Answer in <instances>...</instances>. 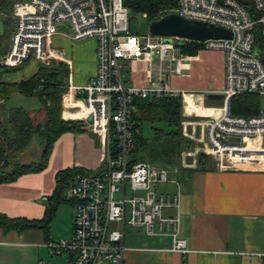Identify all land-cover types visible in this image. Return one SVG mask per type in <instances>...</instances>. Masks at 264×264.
<instances>
[{
	"label": "built area",
	"instance_id": "obj_1",
	"mask_svg": "<svg viewBox=\"0 0 264 264\" xmlns=\"http://www.w3.org/2000/svg\"><path fill=\"white\" fill-rule=\"evenodd\" d=\"M253 4L257 20L237 0H178L173 12L233 33L232 40L197 42L202 50L224 54L223 107L197 124L207 153L221 170L251 163L264 166V53L257 46V32L264 43V0ZM142 16L148 20L147 14ZM13 19L15 30L9 52L0 58L1 68L60 57L62 53L51 49V43L61 25L70 27L69 35L76 42L96 41L95 75L86 85L74 86L70 64L67 88L85 107L81 119L100 140L104 166L97 174L78 176L67 190L66 198L73 205L72 235L49 244L50 253L68 255L72 264H125L128 226L148 236H171V252L187 253V241L179 231L183 187L176 178L178 170L146 162L130 165L141 134L136 120L140 103L184 96L170 84L189 71V56L176 46L177 39L169 42L151 33H133L124 0H27L15 5ZM135 63L148 66L145 86L130 85L126 79L125 65ZM251 95L263 97L260 113L233 114L232 99ZM183 124L185 132L188 126H196Z\"/></svg>",
	"mask_w": 264,
	"mask_h": 264
},
{
	"label": "crops",
	"instance_id": "obj_2",
	"mask_svg": "<svg viewBox=\"0 0 264 264\" xmlns=\"http://www.w3.org/2000/svg\"><path fill=\"white\" fill-rule=\"evenodd\" d=\"M11 19L15 27L13 15ZM3 24L0 58L9 52L12 38V29L5 22ZM66 26H59V31ZM4 34L6 38L2 40ZM94 48L96 51L94 39L76 42L62 32H58L51 43V49L62 53L60 61L69 68L71 64L74 86L86 85L95 75ZM204 51L190 55L187 64L189 71L170 81L174 89L184 93V112L189 115L197 113L199 119L223 107V101H208L207 96L222 94L225 86L224 54L222 82L214 76L212 81L207 68L204 65L200 68V63H205L202 56ZM36 63V60L29 61L22 68L10 71L2 82L17 85L28 81L39 69ZM147 70L148 66L143 64H126L128 83L145 86ZM66 84H70L69 77ZM65 96V109L62 102L63 119L84 123L81 117L85 107L80 98L70 90ZM15 109L28 111L37 123L44 120L38 97L15 92L8 99L0 100V122H6L9 113ZM156 126L161 128V125ZM33 149L31 144L20 158L21 164L40 161L43 145L33 159L25 161L24 157ZM101 167L100 140L84 124V132L65 133L55 142L48 166L43 171L27 173L15 182L0 185V215L10 219L42 221L55 194L58 173L73 169L97 172ZM188 184L186 187L181 184L184 194L181 198L179 228L180 237L187 241L188 252L172 253L171 236L146 234L147 237L130 239L125 264H264V166L251 163L239 165L233 170H221L217 160L211 158L205 169L190 175ZM67 190L64 193L66 202L57 209L48 235L41 229L22 232L0 229V264H72L70 256H54L49 251V244L72 235L73 205L66 198Z\"/></svg>",
	"mask_w": 264,
	"mask_h": 264
},
{
	"label": "trees",
	"instance_id": "obj_3",
	"mask_svg": "<svg viewBox=\"0 0 264 264\" xmlns=\"http://www.w3.org/2000/svg\"><path fill=\"white\" fill-rule=\"evenodd\" d=\"M24 1L27 0H0V22H5L9 29H12V34L15 30L11 19L14 6ZM237 1L247 8L254 19L259 18L253 0ZM124 5L130 10L131 15L147 14L148 21L151 22L173 14L178 7V0H124ZM258 31H260V26H258ZM4 38H6L5 34L2 40ZM257 46L264 53V43L259 32H257ZM180 49L185 55L194 56L202 50V46L197 42H185V45ZM22 67L0 68V100L8 99L15 92H21L26 96H36L42 103L44 120L37 123L28 111L15 109L9 113L6 122H0V185L15 182L27 173L43 171L48 166L55 142L63 134L84 132L83 122L65 121L61 116L63 97L69 93L66 87L69 76L68 68L61 65L57 69H40L28 81L17 85L2 82L7 73ZM40 84L45 85L43 90L38 89ZM262 104L263 97L259 95L236 96L232 99L231 110L235 115L256 116L260 113ZM138 109L136 120L141 126V134L136 137V148L130 157V165L146 162L168 169L180 165L182 152L187 149V142L183 141L181 131L183 119L182 98L166 97L145 100L140 103ZM144 124L155 126L152 138L143 136L142 127ZM163 124L167 125L169 129L165 130L156 126ZM35 139H40L43 144L40 161L21 164L19 159L28 151ZM203 169L202 167L180 169L176 177L186 187V185H189L190 175ZM94 174L97 173L80 169L58 173L55 194L50 201L44 220L10 219L7 216L0 215V229L5 232L41 229L48 235L49 226L57 209L66 202L64 199L65 191L73 185L78 176Z\"/></svg>",
	"mask_w": 264,
	"mask_h": 264
},
{
	"label": "rangeland",
	"instance_id": "obj_4",
	"mask_svg": "<svg viewBox=\"0 0 264 264\" xmlns=\"http://www.w3.org/2000/svg\"><path fill=\"white\" fill-rule=\"evenodd\" d=\"M14 8H15V6H14ZM131 17H132L131 29H132L133 33H139V35H141V36H146L150 33V28H149L150 22L146 18H144L142 16V14L131 15ZM59 32H62L63 34H66V35H69V34H71V29L69 26H66L64 28H61V30ZM5 46H7V40L5 41ZM92 55L96 61L95 48L93 50ZM186 56H190V55H186ZM202 56H203L205 63L204 64L200 63V68L202 67V65H204L207 68V71L209 73H211L210 77H211L212 81L214 79L213 78V76H214V77H217L222 82L223 73H224V65L222 62L223 52L205 50ZM4 57H2V58H4ZM59 58L60 57H56V58L50 57V59L46 60L45 62L36 61L37 62L36 64L38 65V68H39L38 71L40 69H45V68L46 69H52V68L57 69L59 66L64 65L65 67L68 68V74H69V72H70L69 66L66 63L60 61ZM30 61H33V60H30ZM0 68H1V66H0ZM67 84H66V87H67ZM61 116H62V114H61ZM62 118H63V116H62ZM201 121H202V119L197 118L195 115H190V116L185 115V112L183 109V119L181 122V131H182L183 141L187 142V149H185L182 152L181 160L179 162L180 165L174 166L173 168H170L171 170H173V171L178 170V172H179L180 169H197L199 167H202L205 169L207 167L208 161L211 158H214L213 156H211L207 153L205 145L201 140L202 129L200 126L197 125ZM185 122H189V123H193V124L195 123L197 127L196 126L194 127V125L188 126L186 129L187 132H185V126L183 124ZM162 127L165 130L169 129L168 126L164 125V124L161 125V128ZM142 133H143V136L145 138H152L153 137L152 125L151 124H144L142 127ZM188 141H189V143H188ZM42 145L43 144H42L40 139H35L32 143V146L34 149L32 152L28 153V155L26 157H24V158H26L25 161H29V160L33 159V157H35V154L38 153L40 146H42ZM20 160L21 159H19V162H20ZM37 161H38V159H37ZM103 166L104 165L102 162L101 169L103 168ZM96 173H99V171H97ZM167 189L169 191H172V190H174V187L168 186ZM139 236L147 237L146 233L143 230L128 226L126 229L125 247H127L129 245L130 239L139 238ZM148 238L149 239L151 238L153 240L155 239L154 237L153 238L148 237Z\"/></svg>",
	"mask_w": 264,
	"mask_h": 264
},
{
	"label": "water",
	"instance_id": "obj_5",
	"mask_svg": "<svg viewBox=\"0 0 264 264\" xmlns=\"http://www.w3.org/2000/svg\"><path fill=\"white\" fill-rule=\"evenodd\" d=\"M150 33L154 36L166 37L169 42L177 39L176 46L181 48L185 42L204 43L209 40H232L233 33L221 27L203 22L191 21L178 14H169L149 24ZM4 24L0 22V35L3 34ZM259 54V52H257ZM208 101L224 100L222 94H210ZM91 121V119H89Z\"/></svg>",
	"mask_w": 264,
	"mask_h": 264
},
{
	"label": "bare ground",
	"instance_id": "obj_6",
	"mask_svg": "<svg viewBox=\"0 0 264 264\" xmlns=\"http://www.w3.org/2000/svg\"><path fill=\"white\" fill-rule=\"evenodd\" d=\"M187 96H189V95H186V97H187ZM186 97H185V100H186ZM66 98H67V97H66ZM66 98H65V99H66ZM68 116H70V115L68 114Z\"/></svg>",
	"mask_w": 264,
	"mask_h": 264
}]
</instances>
